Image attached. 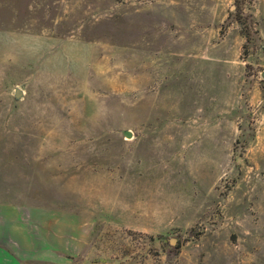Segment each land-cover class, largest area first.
Returning a JSON list of instances; mask_svg holds the SVG:
<instances>
[{"label": "rangeland", "instance_id": "374dc122", "mask_svg": "<svg viewBox=\"0 0 264 264\" xmlns=\"http://www.w3.org/2000/svg\"><path fill=\"white\" fill-rule=\"evenodd\" d=\"M263 74L264 0H0V198L72 264H264Z\"/></svg>", "mask_w": 264, "mask_h": 264}, {"label": "crops", "instance_id": "0c3cea01", "mask_svg": "<svg viewBox=\"0 0 264 264\" xmlns=\"http://www.w3.org/2000/svg\"><path fill=\"white\" fill-rule=\"evenodd\" d=\"M40 192H17L15 198L8 195L11 192L2 193L0 264H72V257L78 254L79 239L71 226L73 216L60 206L42 202ZM67 217L70 227L66 229L70 231L64 233L62 220Z\"/></svg>", "mask_w": 264, "mask_h": 264}, {"label": "water", "instance_id": "95a60500", "mask_svg": "<svg viewBox=\"0 0 264 264\" xmlns=\"http://www.w3.org/2000/svg\"><path fill=\"white\" fill-rule=\"evenodd\" d=\"M263 76H264V74H263ZM23 95V91H22V89H20V88H17L16 90H15V97L16 98H20L21 96ZM132 131L131 130H125L124 131V135L126 136V137H132ZM175 242H176V239H171V243L172 244H175Z\"/></svg>", "mask_w": 264, "mask_h": 264}, {"label": "trees", "instance_id": "16d2710c", "mask_svg": "<svg viewBox=\"0 0 264 264\" xmlns=\"http://www.w3.org/2000/svg\"><path fill=\"white\" fill-rule=\"evenodd\" d=\"M237 20H238L239 22H241L242 24L245 25V22L243 21V18H242L240 15L237 16ZM245 35H246V37L249 39V33H247V34H245Z\"/></svg>", "mask_w": 264, "mask_h": 264}]
</instances>
